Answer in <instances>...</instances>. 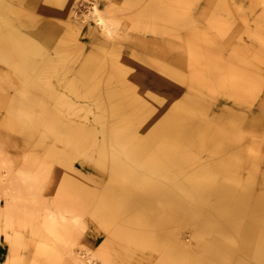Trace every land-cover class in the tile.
Segmentation results:
<instances>
[{"label": "rangeland", "instance_id": "rangeland-1", "mask_svg": "<svg viewBox=\"0 0 264 264\" xmlns=\"http://www.w3.org/2000/svg\"><path fill=\"white\" fill-rule=\"evenodd\" d=\"M91 1L96 2V0ZM232 1L239 6L235 17L230 19V31H233V34H231L233 36L230 35V40L220 42L217 38L222 39L221 36H217V38L202 37L197 32L194 34L195 30L189 28V25L194 24L191 21L189 22V27L186 23H183L186 26L170 30L164 29L161 24L162 19L160 18L163 15L154 16L153 22L157 24L159 21L160 26L153 25L151 29L153 31L160 29L164 34L166 32L172 33L171 39L173 42L170 43L168 41V46L173 48V50H180V47H183L178 33L181 29L188 27L190 32L188 38L190 37V40L188 39L187 43H183L184 46L185 44L187 46V49L185 46L186 55L171 51V57L165 52L158 51L153 43L142 41V39L134 36L124 35L122 42L128 48L138 49L143 54H137L134 57L135 59L130 60V64L127 65L120 58V50L112 51L111 65L116 67L118 65V70L123 69L120 70L119 79L122 80L125 88L124 92L130 91L129 93L133 97L128 102H122L123 104L119 103L113 106L104 104L102 102L104 101L103 91L98 93L96 97H84L85 99H83L70 89L75 80L73 66L79 57L71 39L69 41L66 39L60 50L51 51L53 54H48V56H52L51 61L40 68L44 74L40 81L56 88V95L53 98L49 95H47V98L37 97L40 105L30 107L32 102L30 97L36 93L28 92L29 97L26 92L23 94L20 89L5 91L1 90L0 87V234L3 232L6 240L11 245L10 254L6 258H0V264H45L44 262H36L38 255H45L48 260H51L52 264H57L63 259L70 261L69 253L64 252V250L70 243L74 244V248L80 245L78 243L79 234L85 228L82 218L91 221L93 226L99 227L98 233H105L106 231L110 237L121 238L115 232V226L121 220H113V216L110 218L109 214V211L114 208V199H117V201L121 199L123 189L120 185L122 178L119 176V179H117L115 175L117 170L113 169L116 167L115 159L121 162V166L125 165V167L136 170V165L131 163L127 156L134 149L133 136L137 135L139 138H144L149 131L158 126V122L166 115L174 112L178 114L179 118L185 120L187 126L206 124V127L199 130V134L207 133L213 124L234 127L232 145L240 148L241 156L240 158L234 157L233 162L237 166L234 168L233 173L241 181H252L250 182L251 185L247 186L251 187L254 196L264 194V40L259 41L260 36L258 33L255 34L258 39L252 34H247V38H245L246 35L243 33V4L245 0ZM0 2H2L0 4V41H3V43L0 42V72L9 74L8 80H6L1 77L0 73V83L10 81L13 86L14 84L23 86V60L39 63V58L42 62L44 55L36 52L33 46L24 45L23 48V38L21 41L18 39L21 36L17 34L23 31V8L17 4L19 0H0ZM185 2L186 0L182 2L167 0V4L169 3L174 11L182 15L176 20L177 23L186 22L189 15ZM251 3L255 5V11L261 7L262 10L264 9V0H251ZM75 5L69 18L70 26H73L75 22L87 23L91 20L97 25L92 18L83 20L84 14L89 13L91 9L89 0H83L79 4L76 2ZM116 9L121 10V5L111 3L109 10L111 11V20L114 21V24L110 28L115 30V35L108 34L107 29L99 26L109 37H114L112 39L119 38V23L124 18L123 13L119 15L118 19L116 18ZM156 11H159V9L155 6L154 12ZM252 11L254 13V9ZM220 13L227 14L225 11ZM258 24V21L253 18L252 26L256 30L258 29ZM256 30H253V32ZM239 31L240 33H238ZM9 35L15 38L10 43L5 39ZM163 38L169 40V37ZM165 39L163 42H165ZM174 40L176 41L174 42ZM194 46L197 47L194 48ZM15 48L17 50L18 48L25 50L19 56L14 52ZM144 48L147 50H144ZM6 51L9 52L6 53ZM4 53H6L7 58H4ZM197 53L204 54L206 57L203 60H198L195 56ZM147 61L151 62V65L159 72L163 63L172 64L173 68L175 67L177 70V75L169 77L164 76L161 72L162 76L152 75L153 71L147 66ZM155 61L157 62L155 63ZM108 62L110 63V61ZM132 66L141 74L139 75L141 76L140 81L139 78L134 81L131 77ZM108 68L112 69L113 67ZM31 69L33 68L29 70ZM196 69L201 72H197L195 75ZM185 71L188 72L187 75H184ZM133 76L136 77V75ZM198 76L201 79L200 82L196 80ZM194 77L196 78L194 79ZM171 79L188 84L187 88L191 90L185 91L188 95L186 102L182 103V100H178L182 90ZM126 81H129V83L127 84ZM140 84H146L145 86L150 87L154 93L159 96L162 95L164 99L166 98L165 102H160L161 106L158 107V104L155 106L156 103L141 101L146 95H143L144 93L137 89L136 85ZM37 86V84L33 85V87ZM117 93V91L108 92V100L116 97ZM125 98H127L126 95ZM84 103L86 104L84 105ZM170 104L172 108L167 106ZM22 105L26 106L23 107ZM20 107L22 108L20 109ZM43 115L46 116L45 119L40 120L39 116ZM31 117L32 120L30 119ZM33 117L39 121H34ZM216 118H219L220 121L214 123ZM124 136H130L131 138L124 143L122 140ZM196 137L198 136L195 135L194 139ZM182 139V137L172 138L170 142L172 144L170 145H179L184 150V153L190 154L192 159L196 158L193 159L194 162L191 165L197 164L195 171L197 178H201V173L203 172L204 176L209 179L212 176L209 170V162L211 163L210 151L199 152L192 148L191 140H184L183 143H180ZM87 155L89 156L88 158ZM214 156L217 157L215 153ZM98 157L106 160L108 164H104L102 169L95 167L99 174L91 171L92 180L100 184L108 181L110 177L109 165H111L112 181L116 182L115 185L112 184L105 190L103 186L99 184L94 186V182L89 184L77 173H69L67 171L69 163L79 164L81 167L87 168L90 167V164L86 160L93 158L92 162L94 163ZM246 159L248 161H245ZM23 164L26 166H23ZM82 170L87 172L83 168ZM87 175H89V172H87ZM72 177L77 178L82 184L86 183L89 185L88 188L95 191L92 193L94 196L91 195L92 197H89L81 194V191L78 192L76 182H73ZM233 184L231 182V185ZM26 185L31 187L29 190H32V195H38L37 204H32V201L24 202L23 190L26 189ZM156 203L158 206L160 205V202ZM189 206L192 207L194 213L187 215L182 210L183 208L176 207L175 210H178L179 213L174 215L173 220L177 223L179 218L194 217L196 214L195 220L182 223L183 229H177V227H174L173 230L171 229V240L192 244L193 246V243H195V230L198 229L196 242L204 244L201 246L202 251L200 254H193L198 257L200 264L254 262L247 254L248 252L246 253L245 251L226 254L223 259L212 258L205 246L208 240L213 238V233L216 235L215 225L225 224L226 219L215 215L212 219L214 226H206L204 224L207 219L206 215L198 214L196 211L199 207H205V205L202 203L193 204L191 201ZM24 208H28L27 213L23 212ZM47 210L51 212L49 216H46ZM30 213L34 216L37 215L36 219L33 218L32 220L29 217ZM161 213L158 211L154 217L152 216L149 221L150 226H145L146 218H137L133 221L134 224H131L132 227L130 228L134 230L133 233L140 234V228H142L150 234L152 233L151 229L157 227L161 219L159 216H162L160 215ZM53 215L58 217L53 218ZM73 215H76L75 217L78 219L74 218ZM260 217L261 214L260 216L258 214L254 219L246 217L244 220L247 223L257 224L261 220ZM181 221L184 220L179 219V222ZM45 223L47 224L46 228L44 226ZM197 225L201 226V228H198ZM40 227H42L41 230ZM203 227L205 228L202 230ZM46 232L49 233L47 234ZM104 233L103 235H105ZM24 234L27 244L23 243ZM155 234L153 237L159 235V232ZM128 235V240H130L131 232L128 231ZM206 235L208 236L206 237ZM2 236L4 237V235ZM55 241L59 244H56ZM233 243L236 246L239 244L235 240ZM79 247L87 251L86 257L94 264H97L95 254H92L83 245ZM108 248L107 243L102 244L100 247L98 255L102 260V264L110 263V251ZM133 249L136 248L133 246ZM161 252V259L164 260V252Z\"/></svg>", "mask_w": 264, "mask_h": 264}, {"label": "bare ground", "instance_id": "bare-ground-1", "mask_svg": "<svg viewBox=\"0 0 264 264\" xmlns=\"http://www.w3.org/2000/svg\"><path fill=\"white\" fill-rule=\"evenodd\" d=\"M156 1V8L159 9V13H154V16L159 17L163 15L164 18L162 17L160 19H162L161 24L162 26H164V29L167 28L172 30L186 26L183 25V23L185 22H176V20L182 17V15L179 12L174 11L172 9V6L169 3L167 4V0ZM176 1L182 2L183 0ZM89 2H91V9L90 12L88 11L89 13H87L86 15L84 14L83 20L85 21V19L92 18L98 26L107 29L108 34L115 35V30L113 28H110V26L114 24V21L111 20L112 15L111 11L109 10V6L105 9L101 8L99 6V0H96V2L89 0ZM185 3L186 10H190L192 3H190L189 0H186ZM195 33L196 32H194V34ZM18 39L21 41L22 37H18ZM0 42L3 43V41ZM196 47L194 46V48ZM145 49L146 48H144V50ZM23 50L21 48H18V50L15 48L14 52L21 56L24 52ZM195 56L198 60H203L206 57V55L200 53H197ZM118 60L120 59L118 58ZM178 61L180 62V60ZM156 62L157 61H155V63ZM160 72L164 76L169 77L172 75L173 77H175L177 75V70L175 69V67L173 68L172 64L169 63H163V66H161L160 68ZM197 72L201 71L196 69L195 75ZM125 76L123 77L122 75L123 78H125ZM195 78L196 77H194V79ZM196 80L199 82L201 81L199 76ZM126 82L127 84L129 83V81ZM155 95L157 96L158 94ZM27 103L26 105L28 106ZM21 108L22 107H20V109ZM45 117V115L41 117L39 116L40 120H44ZM30 119L32 120V117ZM33 119L34 121L37 120L34 117ZM38 121L39 120H37V122ZM219 121L220 119L216 118L214 120V123ZM204 127H206V124L187 126L185 120L179 118L178 114L174 112L166 115L160 122H158V126L149 131L144 138H139L137 137V135H132L134 138V149L129 152L127 156L131 163L136 165L137 169H130V167H125V165L121 166V162L118 159H115L114 162L116 167L113 169L117 170L115 173V175L117 176L116 178L119 179V176H121L122 182L120 185L123 187L120 197L121 199H119V201H117V199H114V208L112 211H109L110 218L111 216H113V220H121L119 224H116L115 232L119 237L128 240L129 231L131 232L130 240L135 241L138 246H144L148 242H151V245L159 250L161 249L160 245L164 240V236L157 235L154 237H150V234L142 228H140V234L133 233L134 230L130 228L132 227L131 224H134L133 221L137 218H146L147 221L145 226H150V219H152V216H155L156 212L160 211L164 214V216L161 217L160 221L158 222V228H165L167 226H172V228L177 227L176 221L173 220L174 215L179 213L178 210H175L176 207L183 208L182 210L188 215L192 211V207L189 206V203L191 201L193 202V204L202 203L205 205V207H199L196 211L198 212V214L206 215L207 219L204 223L206 226H214L212 219L213 217H215V215L226 219L225 224L215 225L216 235L213 233V238L211 240H208V243L205 246L206 250L209 252V255L212 256V258L223 259V256L226 254L245 251L246 253L248 252L247 254H249L250 258L253 259L255 264H264V221H262L264 219V194L254 196L253 192L251 191V187L247 186L251 185L250 182L252 181H241L236 177L235 173H233L234 168L237 166V164L234 165V157L240 158L241 156L240 148L236 146L234 147V145H232V135L234 134V127H224L221 124H213V126H211L210 130L207 133L199 134V130ZM195 135L198 137L194 139ZM175 137L183 138L180 143H183L184 140H191L192 148L198 150L199 152L210 151L211 163L209 162V170L212 176L209 179H207V176H204L203 172L201 173V178H197V175L195 173L197 164L191 165V163L194 162L193 159L196 158L192 159L190 154L184 153V150L181 149V146L179 147V145L175 144L172 146L170 145L172 144L170 143L171 139ZM130 138V136H124L122 140L125 143ZM214 153L215 155H217V157L214 156ZM247 159L245 161H248ZM134 170L135 172H133ZM72 180L73 182H76V189L78 192L81 191V194L92 197L91 195H93L92 193H94L95 191L88 188L89 185L84 182V184L80 183L81 181H79L75 177H72ZM231 182H233L234 184L231 185ZM25 187L26 189L23 190L24 202L32 201V204H37L36 199L38 195H32V190H29L31 187H27V185ZM108 194L111 195L109 192ZM156 202H160V205L158 206ZM25 205L28 206V204L26 203ZM27 209L24 208L23 212L27 213ZM50 214L51 212L47 210L46 216H49ZM165 214L167 215L165 216ZM258 214L259 216L261 214V220L260 222H257V224L245 222L244 219L246 217L254 219ZM36 216L32 215L31 213L29 215L32 220L33 218L36 219ZM58 216L53 215V218H57ZM75 216L76 215H73L74 218H77ZM49 218L51 219V217ZM46 225L47 224L45 223V228ZM197 227L201 228V226L198 225ZM205 227H203L202 230ZM41 228L42 227H40V230ZM46 236L49 237L48 235ZM234 240L239 243L238 246L234 245ZM55 243L59 244L56 241ZM79 246L74 248V244L70 243V245H67L65 249L66 251L64 250V252L69 253L73 264H94V262L86 257L87 251H84ZM169 246V249H167L166 252L164 251V259L166 261H170L174 264H200V261H198V257L190 251L192 249L190 245H188L187 247L185 246L184 250L180 249V247H178L174 243H171Z\"/></svg>", "mask_w": 264, "mask_h": 264}, {"label": "crops", "instance_id": "crops-1", "mask_svg": "<svg viewBox=\"0 0 264 264\" xmlns=\"http://www.w3.org/2000/svg\"><path fill=\"white\" fill-rule=\"evenodd\" d=\"M82 1L83 0H19L17 4L23 8V31L16 34L23 38V48L24 45L33 46L35 51L40 52V54L44 55V57L42 62L39 58V63H34L31 60L30 62L28 60H23V86L18 84H14L13 86V83L10 81L3 82L0 83L1 90L9 91L20 89L23 91V94L26 92L28 96V92L36 93L35 95H32V97L29 96L32 100L30 107L40 105V103L37 101V97L47 98V95H49L51 98H53L56 95V88L54 86L50 87L48 84H43L40 81L41 77L44 75L40 68L51 61L52 56H48V54H53L51 51H54L55 49L60 50L66 39L67 41H69V39L72 40L75 51L79 55L78 61L73 66L75 70V80L73 81V86L70 89L77 93L78 96L80 95L83 99H85L84 97H96L98 96V93L103 91L102 93L104 101L102 102L112 106L122 102L125 103L124 101L128 102L132 98L131 93L128 91L124 92L123 83L118 77L121 71L118 70L116 66L111 65L113 56L112 51H115L116 48L119 49L121 53L120 58L126 62L127 65L130 64V60L135 59L134 57L137 56V54H143L138 49L128 48L125 43L122 42L124 35L134 36L142 39V41L145 40L149 43H153L158 51L160 50L165 52L169 56H171V51H175L177 53L180 52L181 54L185 55L187 54L185 53L187 46L185 44V49L183 43H187L188 40V27L181 29L178 33L180 43L183 46L182 48L180 47V50H173V48L168 46L169 42H173L171 39L172 33L166 32L164 34V32L160 29L155 31L151 29L153 25L160 26L159 21L157 24L153 22L154 13L159 12H154L157 2L156 0H99V6L104 9L110 6L111 3L119 4L122 7L121 10L116 9L117 12H115L117 19L121 13L124 14V18L121 20L122 22L119 23V38L117 39H112L109 37L108 34L99 26H97L92 20L87 23L75 22L73 26H70L69 18L71 16L72 10L76 6L75 3L77 2V4H79ZM1 3L2 2H0V4ZM190 3H192V6L189 10V15L187 16L185 23L187 26L189 25L190 21L194 23L193 25H189L191 30L194 29L195 32L201 34L202 37L209 36L217 38V36H221L222 39L217 38L219 42L230 40V37L233 36L231 35L233 34V31H230V19L235 17L237 9L239 10V6L234 4L232 0H190ZM253 9L254 13L252 11ZM221 11H225L227 14L220 13ZM253 18L259 23L257 30L252 26ZM253 30L256 31L253 32ZM238 33H240V31ZM243 33L246 35L245 38H247V34H252V36L255 37V34L258 33L260 36L259 41L264 40V9L262 10L261 7L255 11V5L251 3V0H245L243 4ZM3 36H5V34H3ZM163 37H169V40ZM255 38L258 39V37ZM5 39L10 43L14 41L15 38H12V36L9 35L8 38L5 37ZM164 39L165 42H163ZM175 41L176 40H174V42ZM250 42H252V40H250ZM8 52L9 51H6V53ZM6 53H4V58H7ZM108 61H110V63ZM137 61L141 63L139 60ZM151 64V62H148L149 69L153 71L152 75H161L160 72ZM108 67L113 68L109 69ZM30 68L33 69L29 70ZM113 69L114 71H112ZM136 70L137 69L133 67L130 72L134 81L138 78H141V76L139 77L140 73L138 70ZM185 74L187 75L188 73L185 72L184 75ZM8 75L9 74L7 72L1 73V77L6 80H8ZM133 75H136V77ZM168 81H174L176 85L181 87L182 93L178 96V100H182V103L186 102L188 100V95L185 93V91L190 89L187 88L188 84L177 82L175 80ZM36 84L38 86L33 87V85ZM145 85H136L137 89L146 95V97L142 98L141 101H147V103L153 102L154 104L156 103L155 106L157 104L158 107L161 106L160 102H165L166 98L164 99L162 95L156 96V93H154L150 87ZM111 91H117L118 93L116 97L108 100L107 93ZM125 95L127 98H125ZM153 103L150 104L154 105ZM85 104L86 103H84V105ZM150 104L149 106L152 107ZM167 106L172 108L171 104ZM88 157L89 156L87 155V158ZM92 159L93 158L86 160V162L90 164V167L86 168L81 167L79 164L75 165V163H69L67 171L69 173H77L78 176L82 177L89 184L94 182V185L99 184L100 186H103L104 190L109 188L112 184L115 185L116 182L112 181L111 165H109L110 177L108 178V181L100 184L92 180V176L90 175L91 171L99 174L95 167L102 169L104 164H108L106 160H103L100 157H98L94 163L92 162ZM25 164H23V166H26ZM82 168L89 172V175H87V172L83 171ZM160 215L162 216L159 217L164 216L162 213ZM166 215L167 214H165V216ZM196 216L197 215L195 214L194 217L179 218L184 220L181 222H179V219H177V229H183L182 223H186L187 221L191 220L194 221ZM82 222L85 228L84 231L80 232L79 234L78 243L83 245L84 248L89 249L92 254H95V261L97 264H102V260L98 253L100 252L101 245L105 243H107L109 246L108 250L110 251L109 264H174L170 261H166L165 259H161V251L166 252V250L169 249V245L171 243L176 244L178 247H180V249L183 250L185 246H192V244L180 243L171 240L170 230H173L174 228H172V226H167L165 228L155 227L154 229H151L152 233H150V237H153V235H156L155 233L158 232L159 235L164 236V240L160 245L161 249L157 250L151 245V242H148L144 246H138L135 241L117 238L115 236L110 237L104 228L103 229L105 233H103L105 235H103L102 232L98 233L99 227L93 226V223L86 218H82ZM99 225L102 226L101 223H99ZM195 233V243H193L192 249L190 251L192 253L200 254L202 251L201 246H203L204 243L199 244L198 241L196 242L198 229L195 230ZM2 235H4V237ZM207 236L208 235H206V237ZM23 243L27 244L25 240V234ZM131 244L136 249H133ZM130 246H132V248H130ZM10 251V242L6 240L5 234L2 232L0 234V258L8 257ZM36 262L52 264L51 260H48L45 255H38L36 257ZM57 264H73V262L72 260L67 261L66 259H63L57 262ZM231 264H234V262ZM237 264L255 263L246 261L245 263Z\"/></svg>", "mask_w": 264, "mask_h": 264}]
</instances>
